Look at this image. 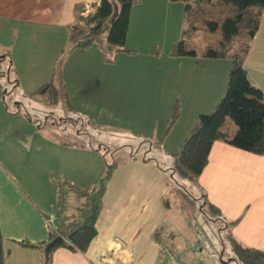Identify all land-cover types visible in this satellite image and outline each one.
<instances>
[{
    "label": "crops",
    "instance_id": "0c3cea01",
    "mask_svg": "<svg viewBox=\"0 0 264 264\" xmlns=\"http://www.w3.org/2000/svg\"><path fill=\"white\" fill-rule=\"evenodd\" d=\"M98 3L99 0H0V52L4 53L2 58L6 60L5 53L9 50V64L14 66L15 71L11 74L12 80L10 76L8 78L9 84L16 81L15 87L22 89L23 96L48 83L58 72L61 76L59 86H64L62 93L66 92L65 99L71 105H82L84 110L96 112L97 117L98 112H113L118 122L129 119L131 123L139 124L140 131L132 126L133 132L152 140L155 133L146 130L145 123L149 112L150 118H153L156 99L153 90L147 87V80L151 79L147 73H143V86H138L135 81L137 76L134 78L129 74L124 78V74L115 73V91L107 90V75L110 79L107 68L112 65L102 61L96 47L64 54L68 27L74 22L75 6L82 5L87 11L92 4ZM172 10L176 22L181 20L182 29L186 13L183 2L135 0L125 41L127 50H137L133 46L136 42L139 43L138 50L146 46L140 41L145 30L141 29V36L135 41L134 35L147 19V14L150 18L155 15L165 17L172 14ZM161 24V29L168 28L163 25L164 22ZM208 53L199 56L195 52L193 55L173 57L171 63L177 69L183 68V72L165 74L170 92L164 106V130L174 102L179 101L181 106L178 121L163 141L160 139V146L169 144V151L165 152L168 155L178 150L197 117L211 113L224 94L230 61L227 56H222L225 63L220 62L215 60L218 57ZM242 66L249 81L262 92L264 99V10L258 29L249 41ZM92 67L98 71L89 72ZM202 67L205 68L203 74L200 71ZM180 77L179 88H171L175 79ZM124 80H127L125 84ZM114 95L111 110L108 111L107 99ZM85 99L87 101L83 103ZM101 119L103 115L93 125L101 126ZM231 128L227 129L222 123L221 129L229 136L238 131L235 124ZM71 167V159L62 160L54 151V174L60 175L58 169ZM76 169L85 171L84 168ZM89 184L94 183L90 182L80 189ZM196 186L202 195H206L207 201L220 211L225 222L238 221L230 230V236L236 243L264 252V154L254 155L216 141ZM57 189L58 186L55 187V200L51 196L45 200L38 195L42 205H45L43 209L33 195L12 181L0 165V232L4 240V264H44V256L39 250L22 247L19 242H44L50 230L59 226ZM167 191L165 176L149 163L132 161L120 168L115 167L102 198V210L96 221L97 236L86 253L58 248L52 252L50 264H157L158 261L178 264L180 260L182 264H190L173 247L170 249L176 256L165 254L153 240L154 232L166 217L163 201ZM169 238H172V233Z\"/></svg>",
    "mask_w": 264,
    "mask_h": 264
},
{
    "label": "rangeland",
    "instance_id": "374dc122",
    "mask_svg": "<svg viewBox=\"0 0 264 264\" xmlns=\"http://www.w3.org/2000/svg\"><path fill=\"white\" fill-rule=\"evenodd\" d=\"M146 16L147 19L139 25L134 35L135 41L140 38L141 29L145 30L144 38L140 41L146 46H140L138 50L139 43L136 42L133 46L137 50L129 51L128 46L124 45L127 52L109 54L108 58L113 57V61L105 63L112 65L107 68L110 79L107 75L105 84L107 90L115 91V73L124 74V78L129 74L134 78L137 76L135 81L138 86L145 83L143 73L151 77L147 80V87L153 90L156 101L153 118H150L149 112L145 127L152 130L155 137L146 140L143 134L136 135L132 126L138 130L141 126L131 123L129 119L121 118L122 122H118L113 112H98L97 117L96 112L86 111L82 105H66L63 100L50 104L40 98H30L28 94L22 96L21 88L14 87V83L9 84L8 70L11 68V74H15L14 66H10L8 56L5 60L2 58L4 53L0 52V165L12 181L33 195L43 209L45 205H42L41 196L45 200L50 196L55 200V187L58 186L57 192L63 190L66 197L65 213L69 215L75 214L82 204L75 192L68 191L69 187L80 189L90 182L96 183L109 166L120 168L132 161L149 163L162 172L168 184L166 217L157 229L170 248L173 247L190 264H242L232 250L228 231H220L223 226L215 215L207 209L205 212L201 210V191L195 183L175 173L173 157L165 153L169 151V144L160 146V139L164 131V106L170 92L165 74L183 72V68L177 69L171 63L173 57H180H171L172 46L179 44L181 48L196 52L199 56L211 49L219 55L225 52L231 67L236 54L234 49L245 45L246 40L242 36L227 39L221 25L212 30L209 25L201 23L195 25L194 32L185 36L181 20L176 22L173 10L165 17ZM161 22L168 28L161 29ZM69 52L66 48L64 54ZM215 60L225 63L222 55ZM97 71L92 67L89 72ZM99 71L106 73L103 69ZM200 71L203 74L205 68L202 67ZM175 80L171 88H179L181 77ZM114 99L115 95L107 99L108 111ZM86 101L83 100V103ZM100 115H103L101 126L93 125ZM223 124L231 130L232 124H235L233 116L229 114L225 117ZM54 151L62 160H72L71 169H58L60 175L54 174ZM170 233L172 238H168ZM157 264L163 262L158 261Z\"/></svg>",
    "mask_w": 264,
    "mask_h": 264
},
{
    "label": "trees",
    "instance_id": "16d2710c",
    "mask_svg": "<svg viewBox=\"0 0 264 264\" xmlns=\"http://www.w3.org/2000/svg\"><path fill=\"white\" fill-rule=\"evenodd\" d=\"M171 2H183L185 11L183 18L182 33L194 32L197 23L207 24L212 30L219 25L224 28L227 39L236 36L245 38L246 43L234 49L235 56L232 58L231 67L227 75L225 91L222 98L209 114H202L190 130L189 134L182 141L178 150L170 153L173 157V169L182 179L197 184V181L207 165L208 155L212 144L216 141L261 156L264 154V99L262 92L255 87L248 79L246 70L243 68V60L249 50V41L255 35L262 11L264 0H170ZM135 0H99L98 4H92L86 11L82 5L75 6L74 22L68 27L67 49H88L94 45L101 53L104 62H112V52H127L124 49L131 9ZM115 10L117 11L116 15ZM194 53L181 48L179 44L173 45L170 51L171 56H187ZM223 52L222 56H225ZM208 55L220 56L216 52ZM9 52H6V57ZM9 76L11 70H8ZM9 78V77H8ZM12 76L10 77V79ZM61 76L54 73L52 79L34 92L28 94L30 98L40 97L50 104H57L65 100L70 105L66 92L63 94V87L59 86ZM12 80V79H11ZM10 80V81H11ZM15 83V82H10ZM62 83V82H61ZM15 84L14 87L16 86ZM26 96V95H25ZM229 114L233 116L238 131L235 135L229 136L221 129L223 120ZM181 115L179 101H175L171 108L169 122L164 137L170 132ZM115 166H109L104 175L94 184H89L83 189L74 186L68 191L76 193L82 200L81 206L75 214H65L60 218V224L56 229L49 232L48 239L44 242L32 244L28 241L19 242L22 247H30L44 253V248L55 239L60 243L54 246L52 252L58 248H67L72 252L86 253L90 244L97 236L96 221L102 210V198L106 191L107 184L111 179ZM65 184V182H62ZM203 203L201 210L207 209L215 215L219 224L228 231V239L232 250L242 264H264V252L249 249L236 243L230 230L238 221L227 223L221 218L220 211L210 204L206 195H202ZM164 205L168 207V201L164 198ZM205 212V211H204ZM171 236V235H170ZM169 238V237H168ZM153 240L160 245L162 239L160 230H156ZM3 237L0 232V264H4ZM169 250L170 246H169ZM51 252V254H52ZM51 254L48 263H51Z\"/></svg>",
    "mask_w": 264,
    "mask_h": 264
},
{
    "label": "built area",
    "instance_id": "2783aa9c",
    "mask_svg": "<svg viewBox=\"0 0 264 264\" xmlns=\"http://www.w3.org/2000/svg\"><path fill=\"white\" fill-rule=\"evenodd\" d=\"M58 207H57V211H58V214H59V217H63L65 216V210H66V207H67V204H66V201H65V197H64V194L62 191H59L58 193ZM160 248H161V251L164 252L165 254H169L170 256H176V254H174V252H171L169 250V245L164 241L162 242V244L159 245ZM176 261H179L176 257L174 258ZM178 264H182L180 261L178 262Z\"/></svg>",
    "mask_w": 264,
    "mask_h": 264
},
{
    "label": "water",
    "instance_id": "95a60500",
    "mask_svg": "<svg viewBox=\"0 0 264 264\" xmlns=\"http://www.w3.org/2000/svg\"><path fill=\"white\" fill-rule=\"evenodd\" d=\"M117 11L115 10V14L116 15ZM60 243V239H55L53 241H51L50 243H48V245L44 248V258H45V262L44 264L48 263V258L54 248V246H56L57 244Z\"/></svg>",
    "mask_w": 264,
    "mask_h": 264
}]
</instances>
